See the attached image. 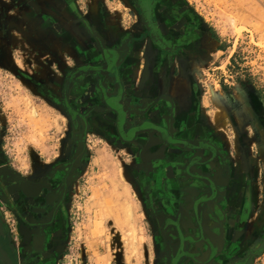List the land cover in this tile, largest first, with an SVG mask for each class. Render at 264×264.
I'll return each mask as SVG.
<instances>
[{
  "label": "rangeland",
  "instance_id": "374dc122",
  "mask_svg": "<svg viewBox=\"0 0 264 264\" xmlns=\"http://www.w3.org/2000/svg\"><path fill=\"white\" fill-rule=\"evenodd\" d=\"M181 1L211 32V39L203 59L192 65L191 80L198 87V93L185 92L182 97L185 105L177 109L182 119H192L196 113L194 122L188 125V121L182 128L174 125V129L186 131L184 135L190 140L203 134L214 139L226 155L227 166L234 171L242 162L247 171L244 179L252 187V208L232 242L236 241L241 251L253 249L251 243L255 245L264 235V0ZM74 6L80 16L74 14ZM83 19L99 38L109 30L112 32L107 44L102 41L104 46L119 44V38H123L122 51L127 54L130 49L125 45L132 39L138 41L133 44L131 54L133 69H126L129 74L137 71L141 62V38L133 26L134 16L122 1L0 0V128L2 148L13 164L26 163L28 156L33 159V153L46 160L57 156L60 138L69 128L66 109H71L74 119L84 116L89 118L92 127L113 134L117 111L111 114L104 110V98L96 86L98 72L79 79L88 89L78 87L72 101L64 93L67 86L64 80L76 64L75 59L82 61L87 56L84 65H98L99 47L84 27ZM69 42L77 44L70 46ZM83 42L88 43V48ZM122 56L114 58L119 59L120 70L125 64ZM26 58L39 60L29 64L25 63ZM21 70L37 73V78L51 91L58 90L54 95L57 105L52 106L47 98L33 93L20 76ZM109 80L112 88H116L114 78ZM138 82L134 80L139 88ZM136 95L142 97L141 93ZM163 110V106L157 105L146 117L160 122ZM171 113L168 117L172 123ZM87 139L89 159L71 207L69 243L56 264H179L180 260L184 261L186 254L181 259L173 254L172 259L168 253V244L176 247L183 239L176 228L171 226L170 240L163 238L160 229L158 239H154L140 193L134 185L135 160L128 152L130 147L124 144L116 149L92 133ZM120 213L125 221L123 227L116 223ZM207 229L204 239L215 253L216 241L211 242L208 234L218 236L220 229L214 224ZM182 243L185 247L186 242L182 240ZM202 244L188 249L200 251ZM175 259L178 260L173 263ZM241 264H264V244Z\"/></svg>",
  "mask_w": 264,
  "mask_h": 264
},
{
  "label": "flooded vegetation",
  "instance_id": "af4514ba",
  "mask_svg": "<svg viewBox=\"0 0 264 264\" xmlns=\"http://www.w3.org/2000/svg\"><path fill=\"white\" fill-rule=\"evenodd\" d=\"M120 1L134 16L133 26L141 38V62L137 69L141 81L136 90L142 95L141 104L135 101L128 103L123 99L120 111L107 107L108 99L116 93L109 84V73L119 67L120 61L118 58L106 60L98 52V65L95 67L84 65L87 56H83L82 61L75 59L76 64L64 80L67 83L64 93L72 101L78 87L88 89L86 85L82 86L79 79L98 72L100 78L96 86L102 99L107 101L103 108L108 113L117 114L113 134L100 127H92L89 118L84 116L74 119L71 109H66L70 118L69 128L60 138L57 156L46 160L33 153V159L28 156L26 163L18 166L11 163V157L2 148L3 132L0 128V251L5 264H56L60 259L69 243L71 207L77 186L88 164L87 138L90 133L101 136L116 149L124 144L130 147L128 152L135 160V167L132 168L134 185L140 193L145 218L155 240L159 237V229L163 238L171 239V229L167 227L176 217L186 221L188 211L184 202L191 192L197 193L198 183L190 181L184 162L187 153L196 152L200 160L209 165L216 195L210 204L213 213L207 211L205 216L202 214L199 219L191 220L196 226L201 225L202 232L206 234L211 224L220 230L218 236L211 232L208 234L211 242L216 241L215 253H210L204 243L200 251L191 250V254L185 255V260H180L179 264H185L187 258L194 261L191 264L245 263L264 244V235L255 245L251 243L253 249L241 251L236 241L232 242L237 231L241 230L243 220H247L251 213L252 187L244 179L247 171L241 161L235 171L227 166L224 151L214 139L210 140L204 134L192 136L190 147H193V152H188L181 141L173 140L174 124L168 117L172 107L183 109L185 92L191 90V93H198V87L191 80L192 65L203 59L210 45L211 32L181 0ZM54 25L59 29L57 24ZM69 44L76 46L77 42ZM83 45L85 48L89 46L87 42ZM38 60L26 58L25 63ZM20 76L33 93L47 98L52 106L57 105L54 95L59 91L54 88L51 91L40 81L41 78H37V73L21 70ZM157 105L163 106L166 111L162 125L159 121L146 118ZM87 106L91 109L90 105ZM182 227L183 235L186 229ZM185 242L179 259L186 253ZM194 244L199 246L200 243ZM174 245L168 244L170 258L176 254L177 246Z\"/></svg>",
  "mask_w": 264,
  "mask_h": 264
},
{
  "label": "water",
  "instance_id": "95a60500",
  "mask_svg": "<svg viewBox=\"0 0 264 264\" xmlns=\"http://www.w3.org/2000/svg\"><path fill=\"white\" fill-rule=\"evenodd\" d=\"M74 4V3H73ZM72 3L69 2V6H71ZM73 12L76 16H80V13L78 12L76 6H74V9H73ZM85 19H83L82 23L84 25V27L88 30V32L90 33V37L92 38V40L98 45L99 47V53L102 55V57H104L105 59H109V60H112L114 59L115 57H118V56H122L124 57V61H125V64L123 66V68L120 70L118 69L119 67H116V70H112V72L109 74L110 77H113L114 78V82H116V93L114 94V97H110V102L108 103L107 105V101L104 100L105 102V105H107V107H110L111 109H114V110H120V108H118L116 105L119 104V106H121V100H126L127 98L129 99V101H132V103L135 101L137 102L138 104L140 103L141 104V101H140V98L138 97V95H136V92L134 91L135 88H132V91L129 92L128 91V86L129 84L127 83L126 84V87H124L125 85L123 84V79H122V75H121V72H126L127 74H125L127 77H130L133 79V81H131L130 83V87L133 86V83H134V80H135V77H133V75L129 76L130 74L126 71V69L128 67H132L133 65V59L131 58L132 57V51H133V44L138 41H136L135 39H132L130 42H128L125 46L130 49L129 50V54H125L126 52H123L122 49L124 50V40H122L121 38H119L120 40V43L119 44H116L114 47L110 46V45H107V46H104L102 44V41H108L106 39V35L107 34H104V35H101L100 37L102 38H99L98 36H96V33H94L92 31V28L91 26H89L87 24V21H84ZM118 40V41H119ZM122 40V41H121ZM133 69V67H132ZM134 89V90H133ZM128 92L130 94H128ZM174 108V107H172ZM163 111L161 112V120L159 122V124L162 125V123L165 122V119H166V112H165V108L163 107ZM173 114V118L171 119L172 121V124L176 125L177 128H182V125H186L188 123V119H182L184 117H181V113H178L176 108L173 110L172 109V113ZM190 115V114H187V116ZM147 118V117H146ZM189 118V117H188ZM186 132V131H185ZM184 131H181L180 132V129L177 130V132L175 131V135L173 137V140L174 141H181L183 144L186 145V149H188V152L192 151L193 152V147H190V138H188L189 136L188 135H184L185 133ZM189 131H187L186 134H188ZM188 136V137H187ZM194 148H198V147H194ZM195 155V157H194ZM196 158V160H193L192 159ZM198 159V160H197ZM186 167H187V174H188V177L190 179V181H195L198 183V186H197V193H195L194 195V198L193 199H197V204L196 206L194 207V209L190 208L188 209L189 211V215L191 214V218H195V219H198V217L200 215H202V212H206V211H210L213 213V209H211V206L210 204L212 203L211 200L210 201H207L204 199H200L202 198L201 194H203V192H208L209 189H211V184H214L213 182L212 183H207V181L209 179L212 180V177H211V174H210V171H209V167L207 166L206 163H204V161H201L200 160V157L199 155L196 153V152H193L192 154L191 153H187V162H186ZM214 186V185H213ZM201 195V196H200ZM200 196V197H199ZM194 200V201H195ZM214 200V199H212ZM171 225L168 226L167 228H170V229H173L176 228L178 231H182V228H181V225L180 224H177L175 223V220L171 221L170 223ZM175 224V225H174ZM173 226V227H171ZM3 252L0 251V264H5V261L3 259Z\"/></svg>",
  "mask_w": 264,
  "mask_h": 264
},
{
  "label": "bare ground",
  "instance_id": "6f19581e",
  "mask_svg": "<svg viewBox=\"0 0 264 264\" xmlns=\"http://www.w3.org/2000/svg\"><path fill=\"white\" fill-rule=\"evenodd\" d=\"M118 108H120V106H119V104L118 105H116ZM120 111V110H119ZM262 149H264V148H262ZM213 151V150H212ZM214 155V154H213ZM194 157H195V155H194ZM193 157V159H192V161L193 160H196V158H194ZM264 157V156H263ZM198 160V159H197ZM185 168H187L186 166H185ZM213 182V180H211V179H209L208 181H207V183H212ZM214 184H211V189H209L208 190V192H203V194H201V195H203V196H201L202 198H200V199H204V201L205 200H207V201H210L211 200V202L213 203L214 201L212 200V199H214V197H215V195H216V188L213 186ZM194 195H195V193L194 192H191L190 193V195L186 198V200H185V207H186V209H187V211H188V209H190V208H192V209H194V207L196 206V204H197V199L195 200V199H193L194 198ZM199 196V197H200ZM195 200V201H194ZM250 206V205H249ZM244 212V211H243ZM117 213V212H116ZM202 214L205 216V214H206V212H202ZM117 214H115V216H116ZM188 218H186V221H182L181 220V217H176L174 220H175V223H177V224H180L181 225V228H182V225L184 226V229H186V230H183V239H184V241H187V248H186V255H190L191 254V252L189 251V249H188V247H192V245H194V243L195 242H199V243H206V245H207V247H208V250H210L211 249V253L213 254L214 253V248L212 247V245L211 244H209V243H207V242H205V235H204V232H202V230H201V225H199V226H196L195 224H193L191 221H190V219H191V214L189 215V211H188ZM200 217V216H199ZM199 217H198V219H199ZM242 217V216H241ZM124 220H123V218H122V213H120V215H117V221H116V223L119 225V226H121V227H123V226H125V224H124ZM175 225V224H174ZM166 226V225H165ZM198 227V228H197ZM198 231H199V234H198V237L197 238H195V236L194 235H196V233H198ZM179 233H182V232H180V231H178ZM201 241H200V240ZM198 245H200V244H198ZM183 247H184V243H182V239H180V242L177 244V247H176V254H175V256L177 255H179V257H180V255H181V253L183 252ZM188 249V250H187ZM174 259V258H173ZM179 259V258H178Z\"/></svg>",
  "mask_w": 264,
  "mask_h": 264
},
{
  "label": "crops",
  "instance_id": "0c3cea01",
  "mask_svg": "<svg viewBox=\"0 0 264 264\" xmlns=\"http://www.w3.org/2000/svg\"><path fill=\"white\" fill-rule=\"evenodd\" d=\"M111 33L112 32H110V30H109V33L106 35V39L108 40V38H110V36H111ZM118 33V31H116V34ZM109 45V44H108ZM111 45V44H110ZM112 46H115V45H112ZM136 73H138L137 71H135V72H133L132 74H130L129 76H131V75H133V77H135V79L136 80H139L140 81V75H136ZM125 74H127L126 72H121V75H122V81H123V84L125 85L124 87H126V84L128 83L129 84V86H128V91L129 92H131L132 91V88H136L137 90L139 89L138 87H136L135 86V84L133 83V86H131L130 87V83H131V81H133V79L132 78H130V77H127ZM138 85H139V82H138ZM136 89L134 90L136 93H137V91H136ZM128 92V94H130ZM178 95V94H177ZM126 102H128V103H130V101H129V99L127 98L126 100H125ZM132 102V101H131ZM172 109H174V108H172ZM177 110V109H176ZM194 116H196V113L194 114ZM194 116L192 117V119H190V118H188V121H189V124L188 125H192L191 123L192 122H194V121H192L193 120V118H194ZM190 146V145H189ZM207 214V213H206Z\"/></svg>",
  "mask_w": 264,
  "mask_h": 264
}]
</instances>
